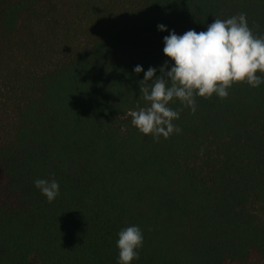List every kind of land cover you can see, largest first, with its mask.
I'll use <instances>...</instances> for the list:
<instances>
[{
    "label": "trees",
    "instance_id": "trees-1",
    "mask_svg": "<svg viewBox=\"0 0 264 264\" xmlns=\"http://www.w3.org/2000/svg\"><path fill=\"white\" fill-rule=\"evenodd\" d=\"M241 12L264 36V0H0V264H117L133 224L132 264H264V79L174 98L168 138L129 114L164 36Z\"/></svg>",
    "mask_w": 264,
    "mask_h": 264
},
{
    "label": "clouds",
    "instance_id": "clouds-1",
    "mask_svg": "<svg viewBox=\"0 0 264 264\" xmlns=\"http://www.w3.org/2000/svg\"><path fill=\"white\" fill-rule=\"evenodd\" d=\"M158 30L167 31L164 24ZM163 52L166 60L157 67L145 70L141 65L134 72L144 73L140 82L143 99L148 106L130 111L131 123L144 134L151 133L158 140L162 134L168 138L181 129L173 123L179 118V111L169 106L178 99L192 111L196 109V96L220 98L229 95L228 89L234 82H246L255 86L264 79V36L254 34L247 22L246 13L232 15L226 19L215 18L205 30L189 29L182 34L171 30L163 37ZM174 61V63H172ZM259 69V71H258ZM34 185L52 202L60 192L55 179L37 178ZM144 234L139 225L122 228L118 233L116 246L119 249L117 264H132L138 260L143 247Z\"/></svg>",
    "mask_w": 264,
    "mask_h": 264
}]
</instances>
